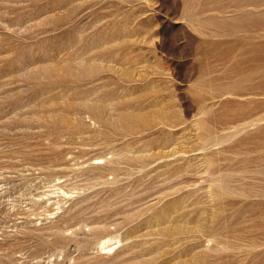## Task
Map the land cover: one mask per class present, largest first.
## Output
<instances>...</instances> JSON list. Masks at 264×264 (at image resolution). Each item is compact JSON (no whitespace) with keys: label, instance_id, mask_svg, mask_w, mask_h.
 I'll use <instances>...</instances> for the list:
<instances>
[{"label":"rangeland","instance_id":"374dc122","mask_svg":"<svg viewBox=\"0 0 264 264\" xmlns=\"http://www.w3.org/2000/svg\"><path fill=\"white\" fill-rule=\"evenodd\" d=\"M0 264H264V0H0Z\"/></svg>","mask_w":264,"mask_h":264},{"label":"bare ground","instance_id":"6f19581e","mask_svg":"<svg viewBox=\"0 0 264 264\" xmlns=\"http://www.w3.org/2000/svg\"><path fill=\"white\" fill-rule=\"evenodd\" d=\"M102 248L104 249V247L102 246ZM106 249V248H105Z\"/></svg>","mask_w":264,"mask_h":264}]
</instances>
